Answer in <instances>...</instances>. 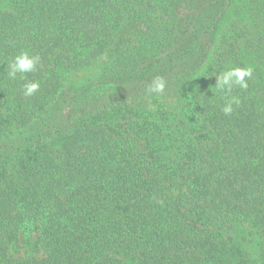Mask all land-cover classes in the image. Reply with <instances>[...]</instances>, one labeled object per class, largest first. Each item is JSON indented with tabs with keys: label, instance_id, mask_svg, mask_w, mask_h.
<instances>
[{
	"label": "trees",
	"instance_id": "trees-1",
	"mask_svg": "<svg viewBox=\"0 0 264 264\" xmlns=\"http://www.w3.org/2000/svg\"><path fill=\"white\" fill-rule=\"evenodd\" d=\"M0 264H264V0H0Z\"/></svg>",
	"mask_w": 264,
	"mask_h": 264
},
{
	"label": "clouds",
	"instance_id": "clouds-1",
	"mask_svg": "<svg viewBox=\"0 0 264 264\" xmlns=\"http://www.w3.org/2000/svg\"><path fill=\"white\" fill-rule=\"evenodd\" d=\"M40 63L38 55H30L24 51L14 56L7 64V76L11 80H16L17 77L23 78L26 74L35 72L37 65ZM253 69L251 67L245 68H229L223 71L215 78L216 90L225 93V103L221 111L225 116H229L234 111V106H239L241 101L239 97L231 95L234 87H239L241 90L248 88V80L252 78ZM40 84L37 81H31L22 85L23 95L25 97L33 96L39 89ZM165 88V82L162 77H155L148 87L151 93H162Z\"/></svg>",
	"mask_w": 264,
	"mask_h": 264
}]
</instances>
